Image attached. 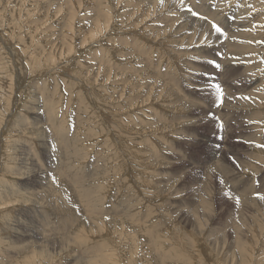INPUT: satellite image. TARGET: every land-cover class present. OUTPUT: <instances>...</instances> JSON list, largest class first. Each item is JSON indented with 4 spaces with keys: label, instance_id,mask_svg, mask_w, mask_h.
<instances>
[{
    "label": "rangeland",
    "instance_id": "1",
    "mask_svg": "<svg viewBox=\"0 0 264 264\" xmlns=\"http://www.w3.org/2000/svg\"><path fill=\"white\" fill-rule=\"evenodd\" d=\"M24 260L264 264V0H0V264Z\"/></svg>",
    "mask_w": 264,
    "mask_h": 264
},
{
    "label": "bare ground",
    "instance_id": "2",
    "mask_svg": "<svg viewBox=\"0 0 264 264\" xmlns=\"http://www.w3.org/2000/svg\"><path fill=\"white\" fill-rule=\"evenodd\" d=\"M205 7H206V6H205ZM201 8H202V7H201ZM201 8H200V9H201ZM191 11H192V10H191ZM184 14H186V13H184ZM186 15H187V14H186ZM232 17H233V16H232ZM231 19H232V18H231ZM172 21H173V20H172ZM221 29H222V28H221ZM207 37H208V36H207ZM222 37H223V36H222ZM203 50H204V49H203ZM204 66H205V65H204ZM227 66H228V65H227ZM170 75H171V74H170ZM2 78H3V77H2ZM196 83H197V82H196ZM9 87H10V86H9ZM5 96H6V95H5ZM33 98H34V97H33ZM49 103H50V102H49ZM49 106H50V105H49ZM52 108H53V107H52ZM51 110H52V109H51ZM51 110H50V111H51ZM47 117H48V116H47ZM50 119H51V118H50ZM48 120H49V119H48ZM40 122H41V121H40ZM37 123H39V122H37ZM46 123H47V122H46ZM49 124H50V123H49ZM228 124H229V123H228ZM34 125H35V124H34ZM45 127H46V126H45ZM228 128H229V127H228ZM235 128H236V127H234V129H235ZM240 128H241V127H240ZM240 128H239V129H240ZM230 129H231V128H230ZM230 129H228V131H231ZM228 131H224V132H228ZM238 131H239V130H238ZM241 131H242V129H241ZM231 132H232V131H231ZM239 132H240V131H239ZM224 134H225V133H224ZM226 135H227V134H226ZM226 135H225V136H226ZM229 136H231V135H229ZM204 137H206V136H204ZM235 137H237V136H235ZM236 140H237V139H236ZM204 141H205V140H204ZM209 142H210V141H209ZM60 144H61V143H60ZM228 144H229V143H228ZM228 149H229L230 152H231V153H229V155H234L235 150H236V145H235V144L229 145ZM236 155H237V154H236ZM178 156H179V155H178ZM177 158H178V157H177ZM180 159H181V157H180ZM48 161H49V160H48ZM225 161H226V160H225ZM222 163H223V162H222ZM189 164H190V163H189ZM197 164H198V163H197ZM223 164H225V163H223ZM223 164H222V166H224ZM195 165H196V164H195ZM198 166H199V165H198ZM194 167H195V166H194ZM183 169H184V167H183ZM202 169H203V168H202ZM196 172H197V171H196ZM81 173H82V172H81ZM85 173H86V172H85ZM73 175H74V174H73ZM82 175H83V174H82ZM90 175H91V174H90ZM180 175H181V174H180ZM86 176H87V175H85V177H86ZM43 177H44V176H43ZM43 177H38V179H41V180L45 183V181L43 180V179H44ZM75 178H78V177H75ZM90 180H91V179H90ZM70 181H71V180H70ZM79 181H80V180H79ZM41 183H42V182H41ZM46 184H48V183H46ZM210 184H211V183H210ZM41 185H42V184H41ZM50 185H51V184H50ZM54 185H55V184H54ZM76 185H77V184H76ZM213 185H214V184H213ZM221 189H222V188H221ZM222 190H223V189H222ZM227 190H228V188H227ZM66 191H67V190H66ZM258 191H259V190H258ZM254 192H255V191H254ZM67 193L70 194V193H72V192L70 191V192H67ZM252 194H253V193H252ZM234 196H235V195H234ZM53 197H54V196H53ZM66 197H67V196H66ZM69 198H70V197H69ZM71 198H72V196H71ZM30 199H31V198H30ZM77 199H78V198H77ZM94 199H95V198H94ZM71 200H72V199H71ZM98 200H99V199H98ZM72 201H73V200H72ZM79 203H80V202H79ZM89 203H90V202H89ZM67 204L69 205V200H68V203H67ZM70 204H71V203H70ZM72 205H73V204H72ZM72 205H71V206H72ZM72 207H73V206H72ZM73 210H74V209H73ZM91 210H92V209H91ZM203 210H204V209H203ZM195 212H196V211H195ZM201 212H202V211H201ZM42 214H43V213H42ZM94 214H96V213H94ZM205 214H206V213H205ZM39 215H40V214H39ZM87 215H88V214H87ZM42 216H43V215H42ZM91 216H92V215H91ZM95 216H96V215H95ZM207 216H209V215H207ZM74 217H75V216H74ZM84 217H85V216H84ZM87 217H89V216H87ZM97 217H98V216H97ZM205 217H206V216H205ZM99 218H100V217H99ZM193 218H194V216H193ZM92 219H94V218H92ZM101 219H102V218H101ZM40 220H41V219H40ZM48 220H49V219H48ZM84 220H85V223H86L87 218L85 217ZM84 220H83V221H84ZM95 220H96V219H95ZM83 221H82V222H83ZM100 221H101V220H100ZM46 222H47V219H46ZM88 222H89V221H88ZM48 223H49V222H48ZM199 223H200V222H199ZM54 224H55V223H54ZM90 224H91V223H90ZM90 224H88V225H89V226H92V225H90ZM94 224H95V222H94ZM94 224H93V227H94ZM107 224H108V223H107ZM70 225H71V224H70ZM82 225H84V224H82ZM88 225H87V226H88ZM97 225H98V224H97ZM87 226H84V227H87ZM82 227H83V226H82ZM96 227H97V226H96ZM98 227H99V226H98ZM29 228H30V227H29ZM41 228H42V227H41ZM51 228H52V227H51ZM90 228H91V227H90ZM90 228H89V229H90ZM56 229H57V228H56ZM91 229H92V228H91ZM91 229H90V230H91ZM68 230H69V229H68ZM85 230H86V229H85ZM33 231H34V230H33ZM41 231H42V229H41ZM66 231H67V230H66ZM36 232H37V231H36ZM36 232H33L34 234H32L31 236H28L27 234H24V233H30V231L27 230V229H25L24 232H22V233L24 234V236H22L21 239H22L23 241L36 240V241L33 242V244H36V243H37L38 241H40V239H41V238L37 239V234H36ZM78 232H79V231H78ZM86 232H87V231H86ZM37 233H38V232H37ZM43 233H45V232H43ZM49 233H50V232H49ZM51 234H52V233H51ZM66 234H67V233H66ZM20 235H21V234H20ZM39 237H41V236H39ZM26 238H29V239H28V240H24V239H26ZM32 238H34V239H32ZM42 238H43V235H42ZM44 238H45V235H44ZM55 238H56V237H55ZM59 239H61V238H59ZM62 239H63V238H62ZM65 239H66V238H65ZM41 240H42V239H41ZM49 240H50V239H49ZM56 240H57V239H56ZM63 240H64V239H63ZM66 240H68V239H66ZM70 240H71V239H70ZM70 240H69V241H70ZM42 241H43V240H42ZM57 241H58V240H57ZM61 241H62V240H61ZM64 241H65V240H64ZM72 241L76 242L75 240H72ZM72 241H71V243L69 242L70 245L74 243V242L72 243ZM49 242H51V241H49ZM59 242H60V240H59ZM27 243H29V242H27ZM30 243H32V241H31ZM43 243H44V242H43ZM53 243H54V241L51 242V244H53ZM55 243L58 244L57 242H55ZM65 243H66V242H65ZM65 243H64V244H65ZM69 243H68V246H67V247L70 248ZM41 244H42V243H41ZM45 244H46V243H45ZM47 244H48V243H47ZM47 244H46V245H47ZM59 244H60V243H59ZM59 244H58V245H59ZM61 244H62V243H61ZM74 244H75V243H74ZM23 245H24V244H23ZM37 245H38V244H37ZM49 245H50V244H49ZM49 245H48V246H49ZM66 245H67V243H66ZM32 246H33V245H32ZM32 246H31V247H32ZM43 246H44V245H43ZM59 246H60V245H59ZM61 246H62V245H61ZM64 246H65V245H64ZM64 246H63V247H64ZM22 247H23V246H22ZM28 247H30V246H28ZM28 247H27V248L25 247V248L28 249ZM38 247H40V246L38 245ZM41 247H42V246H41ZM41 247L38 248V249H36V248H37V246H36L35 251H32V252L30 253L31 256H30V255H28V256H30V258L33 259L34 257H37L38 255H41V254L45 253V252H44L45 249H43V250H44V251H43ZM44 247H45V246H44ZM54 247H55V246H54ZM72 247H73V246H72ZM75 247H76V246H75ZM20 248H21V247H20ZM48 248H49V247H48ZM65 248H66V246H65ZM65 248H57V249L60 250V249H65ZM71 249H72V248H71ZM21 250H22V249H21ZM24 250H25V249H24ZM46 250H47V248H46ZM50 250H51V248H50ZM50 250H49V251H50ZM52 250H53V249H52ZM55 250H56V249H55ZM59 250H58V251H59ZM47 251H48V250H47ZM49 251H48V252H49ZM60 251H61V250H60ZM60 251H59V253H60ZM64 251H65V250H63V252H64ZM42 252H43V253H42ZM55 252H56V251H55ZM55 252H54V253H55ZM61 252H62V251H61ZM75 252H76V251H75ZM54 253L51 252V255H53ZM91 257H92V256H91ZM83 258H86V257H83ZM89 258H90V257H89ZM109 258H110V257H109ZM71 259H72V258H71ZM91 259H92V258H91ZM22 260H23V259H22ZM80 260H81V259H80ZM80 260H79V263H80V262H83V260H85V259H83V260H81V261H80ZM96 260H98V259H96ZM31 261H32V260H27V261L24 260V261H21L20 264H30ZM93 261H94V260H93ZM93 261H92V262H93ZM76 262H77V261H76ZM85 262H87V261L85 260ZM85 262H84V263H85ZM88 262H89V261H88ZM92 262H89V264H92ZM65 263H66V261H65ZM84 263H83V264H84ZM18 264H19V263H18ZM81 264H82V263H81ZM85 264H88V263H85Z\"/></svg>",
    "mask_w": 264,
    "mask_h": 264
},
{
    "label": "snow or ice",
    "instance_id": "3",
    "mask_svg": "<svg viewBox=\"0 0 264 264\" xmlns=\"http://www.w3.org/2000/svg\"><path fill=\"white\" fill-rule=\"evenodd\" d=\"M216 31H217V32H220V28L217 27V28H216ZM218 38H219V37H218ZM212 66H213V68H214L215 70H217V71L219 72V69H220V68L217 66V63H214ZM225 71H226V69H225ZM214 88H215V90H216L218 93H220V91H221V89H220V85L217 84V85L214 86ZM237 202H239V201H237Z\"/></svg>",
    "mask_w": 264,
    "mask_h": 264
}]
</instances>
